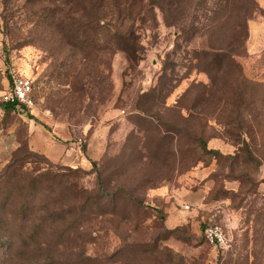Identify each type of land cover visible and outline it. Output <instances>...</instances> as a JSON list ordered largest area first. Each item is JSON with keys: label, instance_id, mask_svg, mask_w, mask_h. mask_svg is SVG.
<instances>
[{"label": "rangeland", "instance_id": "1", "mask_svg": "<svg viewBox=\"0 0 264 264\" xmlns=\"http://www.w3.org/2000/svg\"><path fill=\"white\" fill-rule=\"evenodd\" d=\"M48 8L74 15L0 0V103L10 71L35 103L0 110V173L21 146L37 154L22 183L0 180V264H264V0H163L151 21H114L133 25L132 63L80 54Z\"/></svg>", "mask_w": 264, "mask_h": 264}, {"label": "trees", "instance_id": "2", "mask_svg": "<svg viewBox=\"0 0 264 264\" xmlns=\"http://www.w3.org/2000/svg\"><path fill=\"white\" fill-rule=\"evenodd\" d=\"M40 0H28L29 4H34ZM142 0H61L64 6H70V9L74 10V15L69 14L58 15V11L54 9L43 10L42 14L38 15V18L45 21L47 24L52 21L55 26L58 35L64 43L70 45L73 49L77 50L82 55L93 53L99 48H104L108 52L120 51L124 53L129 62H134L137 59V55L140 52V46L138 38L132 29H121L116 27L114 21L121 22H135L136 20L145 21L143 18L148 17V21L153 20L152 8H159L162 6L163 0H146V6L150 7L141 17L136 12V7ZM99 9L108 10L109 13L105 19H108L104 25L108 31L107 38L101 41L102 32L97 25H99L100 17L98 15ZM0 110L3 112H16L14 105L6 102L0 103ZM25 110V109H22ZM28 114V113H27ZM30 120H33L37 125L40 124L32 116H29ZM201 145H205L201 142ZM37 157V154L29 151L26 145L21 146L11 157L10 163L0 173L1 183L11 186H17L18 183H22L24 178L19 175L18 168L22 164L28 163L29 160ZM1 185V184H0Z\"/></svg>", "mask_w": 264, "mask_h": 264}, {"label": "built area", "instance_id": "3", "mask_svg": "<svg viewBox=\"0 0 264 264\" xmlns=\"http://www.w3.org/2000/svg\"><path fill=\"white\" fill-rule=\"evenodd\" d=\"M7 81L8 91L3 102L14 105L15 111L34 108L32 83L14 71L9 72ZM203 234L206 241L214 248L219 250L229 248L227 234L221 226H207Z\"/></svg>", "mask_w": 264, "mask_h": 264}, {"label": "crops", "instance_id": "4", "mask_svg": "<svg viewBox=\"0 0 264 264\" xmlns=\"http://www.w3.org/2000/svg\"><path fill=\"white\" fill-rule=\"evenodd\" d=\"M31 144H33V142H30ZM62 148V145L60 146ZM61 148H58L56 146H52L49 143H43V142H39V145L36 147L37 151H39L40 153L45 154L46 156H48L49 158L53 159V156H55V152H60ZM57 150V151H56Z\"/></svg>", "mask_w": 264, "mask_h": 264}]
</instances>
